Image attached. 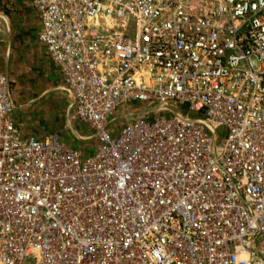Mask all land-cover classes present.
Returning <instances> with one entry per match:
<instances>
[{
	"label": "built area",
	"instance_id": "built-area-1",
	"mask_svg": "<svg viewBox=\"0 0 264 264\" xmlns=\"http://www.w3.org/2000/svg\"><path fill=\"white\" fill-rule=\"evenodd\" d=\"M32 5L99 146L24 136L0 72V264H264V0Z\"/></svg>",
	"mask_w": 264,
	"mask_h": 264
},
{
	"label": "crops",
	"instance_id": "crops-1",
	"mask_svg": "<svg viewBox=\"0 0 264 264\" xmlns=\"http://www.w3.org/2000/svg\"><path fill=\"white\" fill-rule=\"evenodd\" d=\"M40 20L32 0H0V72L9 82L12 117L26 137L56 134L84 141L58 66L38 41ZM73 147V146H71Z\"/></svg>",
	"mask_w": 264,
	"mask_h": 264
},
{
	"label": "rangeland",
	"instance_id": "rangeland-1",
	"mask_svg": "<svg viewBox=\"0 0 264 264\" xmlns=\"http://www.w3.org/2000/svg\"><path fill=\"white\" fill-rule=\"evenodd\" d=\"M140 104L137 103H131L128 102L127 105H122L119 106L118 108H116V110L114 111V113L108 117V132L110 134V136L114 137L117 135V133L119 132V129H121L122 124L124 123V120L122 118V115L128 111V109L133 110L136 108H139ZM181 107L176 106L177 110H180ZM183 108H186L185 106H183ZM85 130L80 132L82 133V135H91L92 131H90L89 129H87V127H85ZM222 134L223 131L218 130L217 134H216V144H219L221 142L222 138ZM92 136V135H91ZM67 144L69 146H73L77 149H80L81 152L83 153V155H90L93 153V151H96L97 147L99 146V143L92 137L89 140H84V141H71L69 139H67Z\"/></svg>",
	"mask_w": 264,
	"mask_h": 264
},
{
	"label": "bare ground",
	"instance_id": "bare-ground-1",
	"mask_svg": "<svg viewBox=\"0 0 264 264\" xmlns=\"http://www.w3.org/2000/svg\"><path fill=\"white\" fill-rule=\"evenodd\" d=\"M107 23H110V21H108V19H106Z\"/></svg>",
	"mask_w": 264,
	"mask_h": 264
}]
</instances>
